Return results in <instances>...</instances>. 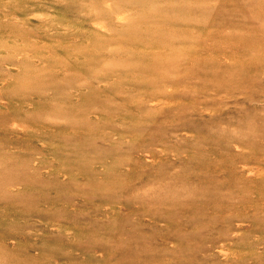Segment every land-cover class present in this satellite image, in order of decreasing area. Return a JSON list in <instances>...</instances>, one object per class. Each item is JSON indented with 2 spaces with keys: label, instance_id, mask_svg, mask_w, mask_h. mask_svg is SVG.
<instances>
[{
  "label": "rangeland",
  "instance_id": "rangeland-1",
  "mask_svg": "<svg viewBox=\"0 0 264 264\" xmlns=\"http://www.w3.org/2000/svg\"><path fill=\"white\" fill-rule=\"evenodd\" d=\"M248 13L264 0H0V264H264Z\"/></svg>",
  "mask_w": 264,
  "mask_h": 264
},
{
  "label": "bare ground",
  "instance_id": "bare-ground-1",
  "mask_svg": "<svg viewBox=\"0 0 264 264\" xmlns=\"http://www.w3.org/2000/svg\"><path fill=\"white\" fill-rule=\"evenodd\" d=\"M249 9V8H248ZM249 14V18H261V17H264V15H255V14H252V13H248ZM261 14H264V13H261ZM228 47V46H227ZM2 104V103H1Z\"/></svg>",
  "mask_w": 264,
  "mask_h": 264
}]
</instances>
